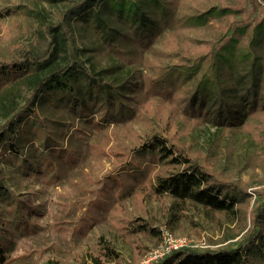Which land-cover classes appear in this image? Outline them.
Masks as SVG:
<instances>
[{"label": "trees", "instance_id": "1", "mask_svg": "<svg viewBox=\"0 0 264 264\" xmlns=\"http://www.w3.org/2000/svg\"><path fill=\"white\" fill-rule=\"evenodd\" d=\"M50 1L63 7L39 20L21 19L26 6L13 11L15 25L27 36L0 53V158L22 173L29 165L39 169L25 151L29 142L52 177L60 179L50 163H57L55 157L82 163L84 151L69 139L80 137L114 163L97 179L98 187L89 189L91 217L105 204L112 209L130 197H170L168 227L186 220L193 209L222 231L223 245H185L152 264H264V0L183 10L189 0ZM202 27L219 33L194 38L191 49L179 47V31ZM156 100L171 106L166 126L179 116L195 125L208 119L216 131H245L257 145L262 188L251 192L243 178L215 169L182 144L177 131L153 132L132 148L109 150L88 141L86 127L97 133L129 124ZM0 196L12 197L13 208H27L2 183ZM135 220L122 227L162 234L153 222ZM100 243L91 264L120 258L112 244Z\"/></svg>", "mask_w": 264, "mask_h": 264}, {"label": "rangeland", "instance_id": "2", "mask_svg": "<svg viewBox=\"0 0 264 264\" xmlns=\"http://www.w3.org/2000/svg\"><path fill=\"white\" fill-rule=\"evenodd\" d=\"M225 1L233 0H189L181 10ZM17 5L26 6V13H21L23 21L39 20L63 7L60 2L50 0H0V10L4 11L0 17V53H9L13 41L27 36L25 29L18 28L13 19ZM218 33L207 27L185 28L177 33V39L179 47L183 44L191 49L194 38H212ZM155 48L162 50L163 43H157ZM163 61L168 62L169 59ZM170 108L156 100L141 117L129 124L116 125L97 133L86 127L90 134L88 141L93 142L94 147L105 145V148L110 147L109 150L114 146L132 148L153 132L172 134L177 131L179 141L199 158L207 157L215 169L234 179L243 178L251 192L262 188L263 170L257 159V145L247 139L245 131L230 128L216 131V126L208 119L195 125L179 116L166 126ZM69 139L75 140L79 149L84 151V159L82 163L70 165L55 157L57 163H50V168L61 173L60 179H55V175L52 177L45 166L46 161L37 155L29 142L25 143V151L28 158L38 160L39 169L29 165V172L22 173L6 157L0 158V183L12 191L20 205L27 206L13 208L16 202L12 197L9 200L0 196V264H91L102 239L121 254L119 259L110 260L109 264H152L162 257L154 253L164 245L163 232L166 231L186 238L188 245L196 248L226 243L219 242L222 231L202 211L190 209L186 220L174 228L168 227L170 197L164 200L130 197L122 201L121 206L115 203L112 209L105 204L104 208L96 210L95 218L91 217L93 207L89 203L92 197L89 189L98 187L97 179L108 173L114 163L92 152L84 139L72 135ZM257 173L259 177L256 179ZM91 174L96 178L92 182ZM138 218L160 226L162 234L127 232L122 227L130 221L133 224V220L135 222ZM79 225H84L82 231L77 230Z\"/></svg>", "mask_w": 264, "mask_h": 264}, {"label": "built area", "instance_id": "3", "mask_svg": "<svg viewBox=\"0 0 264 264\" xmlns=\"http://www.w3.org/2000/svg\"><path fill=\"white\" fill-rule=\"evenodd\" d=\"M163 246L161 249H157L154 253L155 256L161 257L164 254L179 249L189 242L186 238L173 236L170 232H163Z\"/></svg>", "mask_w": 264, "mask_h": 264}]
</instances>
